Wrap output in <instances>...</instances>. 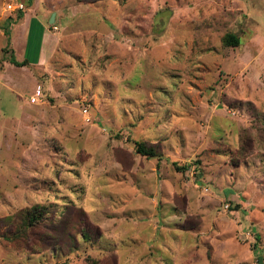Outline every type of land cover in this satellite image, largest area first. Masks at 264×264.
<instances>
[{
  "label": "rangeland",
  "instance_id": "rangeland-1",
  "mask_svg": "<svg viewBox=\"0 0 264 264\" xmlns=\"http://www.w3.org/2000/svg\"><path fill=\"white\" fill-rule=\"evenodd\" d=\"M27 1L0 0V264H264V0ZM36 204L99 236L3 241Z\"/></svg>",
  "mask_w": 264,
  "mask_h": 264
},
{
  "label": "trees",
  "instance_id": "trees-1",
  "mask_svg": "<svg viewBox=\"0 0 264 264\" xmlns=\"http://www.w3.org/2000/svg\"><path fill=\"white\" fill-rule=\"evenodd\" d=\"M31 1L28 0L27 5L31 4ZM19 11L21 13H19L18 19H21L23 15L22 11ZM222 41L226 46H238L240 44L239 38L232 33L225 34ZM8 62L17 67L29 64L27 58L21 61L16 60L12 52L8 57ZM135 149L136 152L147 157H162L161 149H159L157 144L137 141L135 142ZM172 165L177 172L187 169V166H180L178 162H172ZM48 214L49 211L46 207L36 204L28 208L20 209L13 215L6 216L8 222L15 225V229L2 234V240L15 244L16 246L27 248V246H30V235L33 234H31L32 230L35 227L41 226L44 231L37 233L38 239L30 247H37V249L42 250L45 247L59 245L62 251H70L72 247L76 246V236L81 237L85 241H93L99 236L98 229L89 227L86 224V217L83 210L78 211L79 224L77 222L75 225L71 224V226L68 225V222H64L60 223V227H55L53 222H47ZM94 263L96 262L92 261V264Z\"/></svg>",
  "mask_w": 264,
  "mask_h": 264
},
{
  "label": "crops",
  "instance_id": "crops-1",
  "mask_svg": "<svg viewBox=\"0 0 264 264\" xmlns=\"http://www.w3.org/2000/svg\"><path fill=\"white\" fill-rule=\"evenodd\" d=\"M31 19H32V20H31ZM33 20H36V19H33V18H30V19H29L28 27H29V23H30V21L32 22ZM28 27H27V28H28ZM28 40H29V38L26 39V44H25V47H26V48H27V45H28Z\"/></svg>",
  "mask_w": 264,
  "mask_h": 264
},
{
  "label": "water",
  "instance_id": "water-1",
  "mask_svg": "<svg viewBox=\"0 0 264 264\" xmlns=\"http://www.w3.org/2000/svg\"><path fill=\"white\" fill-rule=\"evenodd\" d=\"M54 17H55V14L53 13L50 17V20H49V23H53L54 22Z\"/></svg>",
  "mask_w": 264,
  "mask_h": 264
},
{
  "label": "built area",
  "instance_id": "built-area-1",
  "mask_svg": "<svg viewBox=\"0 0 264 264\" xmlns=\"http://www.w3.org/2000/svg\"><path fill=\"white\" fill-rule=\"evenodd\" d=\"M22 8V7H21ZM35 99L32 97L31 99H30V101H34Z\"/></svg>",
  "mask_w": 264,
  "mask_h": 264
}]
</instances>
